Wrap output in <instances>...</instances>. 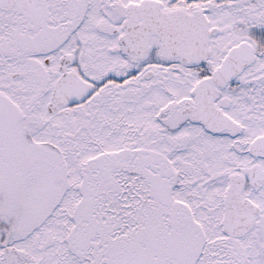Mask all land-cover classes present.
<instances>
[{
  "label": "snow or ice",
  "instance_id": "obj_1",
  "mask_svg": "<svg viewBox=\"0 0 264 264\" xmlns=\"http://www.w3.org/2000/svg\"><path fill=\"white\" fill-rule=\"evenodd\" d=\"M0 264H264V0H0Z\"/></svg>",
  "mask_w": 264,
  "mask_h": 264
}]
</instances>
